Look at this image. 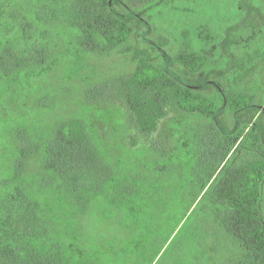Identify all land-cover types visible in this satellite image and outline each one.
Returning a JSON list of instances; mask_svg holds the SVG:
<instances>
[{
    "label": "trees",
    "instance_id": "obj_1",
    "mask_svg": "<svg viewBox=\"0 0 264 264\" xmlns=\"http://www.w3.org/2000/svg\"><path fill=\"white\" fill-rule=\"evenodd\" d=\"M134 1L127 0L128 6ZM137 1L143 12L160 0ZM116 2L36 0L32 18L13 14L23 47L10 46L15 58L3 46L0 72L8 78L26 67L40 72L53 41L62 36L100 59L132 54L134 28L117 12ZM247 7L264 12V0H250ZM177 29L182 40L174 62L191 74L205 71L220 27L206 18ZM256 48L251 52L263 53L264 63V45ZM166 59L155 63L143 55L129 76L91 83L84 93L87 100L126 107L135 129L146 137L158 131L169 107L185 112L196 121L186 126L192 157L187 169L155 160L119 171L101 157L80 118L56 120L34 132L18 126L11 134L15 158L0 182V264H264L261 137L251 130L254 148L249 149L243 131L227 132L214 121L220 100L237 115L259 105L258 92L230 86L219 100L172 74ZM149 147L159 152L156 145ZM37 156L42 173L32 184L55 186L74 215L60 209L47 213L31 194L26 175ZM98 200L108 205L103 214L94 212ZM84 215L89 219L83 223Z\"/></svg>",
    "mask_w": 264,
    "mask_h": 264
},
{
    "label": "rangeland",
    "instance_id": "obj_2",
    "mask_svg": "<svg viewBox=\"0 0 264 264\" xmlns=\"http://www.w3.org/2000/svg\"><path fill=\"white\" fill-rule=\"evenodd\" d=\"M249 2L250 0H160L153 7L138 12L139 1L135 0V5L130 7L127 0H118L115 3L117 12L134 28L132 54L100 59L79 51L70 39L62 36L58 42L53 41V50L47 54V64L40 72L33 67H26L22 71L17 69L11 78L0 72V182L9 175L15 158L11 134L18 126L24 125L34 132L38 128H49L56 120L75 117L85 123L91 142L101 157L112 162L119 171L120 168L133 166L135 163L150 165L155 160L172 168L186 170L192 160L191 139L186 126L193 119L187 117L185 112L169 107V115L160 122L158 131L146 137L135 129L126 107L118 103H100L103 100L95 102L85 98L84 90L87 85L129 76L143 55L155 63L162 62L167 55L166 64L172 74L202 92L216 94L217 98L220 97L218 94H222V89H229L230 86L243 92L257 91L259 105L237 115L230 113L220 97L221 108L214 121L227 132L243 131V137L247 135L248 148L252 150L254 143L249 136L251 130H254L255 135L261 137L263 147L257 153L264 157L263 53L251 52L257 49L258 43L264 45V12L250 10L247 7ZM35 4L36 0H0V51H3V46H9L10 52L18 58L10 46L20 50L23 40L18 37L20 30L13 14L22 13L32 18L31 11ZM206 18L215 21L221 34L217 43L208 51L212 64L199 74H191L173 60L182 40L177 28H192ZM35 36L33 32L29 34L33 41ZM162 41L166 43L164 46L160 45ZM9 42L11 45H7ZM34 62L31 58L28 65L32 66ZM246 126L247 129H244ZM152 144L157 146L159 152L154 153L150 149ZM241 157L244 159V149ZM40 173L41 158L37 156L29 164L26 175L28 183L32 184ZM30 191L47 213H55L60 209L65 215H74V211L67 207L68 200H65L55 186H43L34 182ZM261 207L264 222V183ZM95 208L94 212L103 214L108 205L103 200H98ZM88 219L84 215L79 221L84 223ZM71 221H74L73 218ZM78 226L82 229L85 224Z\"/></svg>",
    "mask_w": 264,
    "mask_h": 264
}]
</instances>
